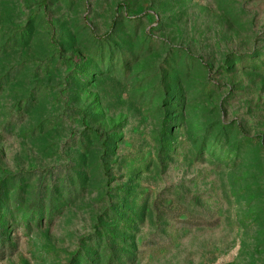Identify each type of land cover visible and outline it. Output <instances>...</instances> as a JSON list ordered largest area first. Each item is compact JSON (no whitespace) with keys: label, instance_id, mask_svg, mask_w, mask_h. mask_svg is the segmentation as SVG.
Here are the masks:
<instances>
[{"label":"rangeland","instance_id":"rangeland-1","mask_svg":"<svg viewBox=\"0 0 264 264\" xmlns=\"http://www.w3.org/2000/svg\"><path fill=\"white\" fill-rule=\"evenodd\" d=\"M0 225V264H264V0H0Z\"/></svg>","mask_w":264,"mask_h":264},{"label":"trees","instance_id":"trees-1","mask_svg":"<svg viewBox=\"0 0 264 264\" xmlns=\"http://www.w3.org/2000/svg\"><path fill=\"white\" fill-rule=\"evenodd\" d=\"M28 210L27 212H24L23 214L26 216V220H29L31 214L38 212V214H41L43 212V207L35 204L34 206H28L26 208ZM29 223V222H28ZM2 226L0 225V241H3V235H2ZM112 258V257H111Z\"/></svg>","mask_w":264,"mask_h":264}]
</instances>
